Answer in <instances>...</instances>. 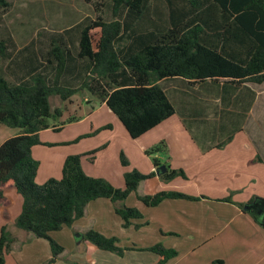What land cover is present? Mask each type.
<instances>
[{
  "label": "trees",
  "instance_id": "1",
  "mask_svg": "<svg viewBox=\"0 0 264 264\" xmlns=\"http://www.w3.org/2000/svg\"><path fill=\"white\" fill-rule=\"evenodd\" d=\"M156 1L106 0L114 20L86 18L76 25L79 27L76 30L79 31L78 56L90 61L89 74L78 88L60 84L67 50L57 41L50 52L55 58L57 73L51 82L46 75L38 74L30 82L13 85L0 73V125L20 131L0 145V205L5 199L4 191L14 187L23 201L15 226L35 238L49 241L52 257L47 264H56L65 253V248L52 240L50 233L72 227L85 217L92 201L109 199L124 228L133 220L142 219L140 210L126 206L125 201L142 181L157 174L145 175L136 170L126 173L124 188L119 189L104 178L88 175L83 169V155H70L63 164L61 179L50 178L38 185L40 162L33 158L32 150L42 144V131L61 130L59 125L51 127L49 123L52 118L63 116L61 108L53 112L52 96L70 102L79 91H87L105 103L131 139H138L175 114L173 104L159 84L161 80L184 77L216 81L222 78L238 83H264V0H168L170 12L165 22H161L163 31L134 39L128 50L129 38L137 35L135 28L141 20L149 19L158 25L150 16ZM9 7L8 0H0L1 12ZM178 12L185 13L184 20L176 18ZM1 23L0 17V26ZM204 33L206 45L203 44ZM227 42L240 43L245 49L230 50ZM9 46L10 39L0 40V57L10 58ZM76 121L77 118H72L70 123ZM106 129L111 126L101 128ZM89 136L91 134L81 136L76 142ZM161 147L164 145L153 148L147 155L162 152ZM121 162L123 166L128 165L123 153ZM152 162L163 181L187 179L182 170L162 167L158 158L153 157ZM138 199L147 207H156L167 199L199 200L176 191H159L154 195L138 196ZM261 224L264 226V219ZM79 235L97 249L121 257L131 250L118 246L116 237H107L92 228ZM15 242L7 226L2 227L0 264H6L5 256L12 251ZM140 251L158 255L157 264H167L178 255L176 250L162 244ZM213 264L224 262L217 260Z\"/></svg>",
  "mask_w": 264,
  "mask_h": 264
},
{
  "label": "crops",
  "instance_id": "2",
  "mask_svg": "<svg viewBox=\"0 0 264 264\" xmlns=\"http://www.w3.org/2000/svg\"><path fill=\"white\" fill-rule=\"evenodd\" d=\"M169 12L168 0L154 2L150 9V16L158 22V25L155 22L151 23L149 19L141 20L135 28L137 35L129 38L128 50L134 39H142L153 32H162L164 25H161V22H165ZM184 16V12H178L176 18L181 21L184 20ZM72 31L71 26H64L58 32L48 33L50 37L46 40H39L35 37L36 32H31V36L28 37L30 32L16 33L12 29L0 26V40L10 39L8 51L11 53L10 58L0 57V73L13 85L30 82L38 74L46 75L47 80L51 82L57 73L55 58L50 52H52L53 43L57 41L63 43L67 50L64 71L59 78L60 84L78 88L89 74L90 61L78 56L79 31ZM129 32L132 33L130 30ZM54 34L60 36L56 38ZM21 35L25 37L22 38ZM203 35H205L203 44L206 45V33ZM37 44L43 47H35ZM220 46L222 47V44ZM226 46L233 51L245 49L240 43L227 42ZM159 84L173 104L175 114L152 131L134 140L138 141L140 151L144 155L152 146L163 142L165 144L163 153L168 156L162 157V154L158 153L154 157L158 158L162 167L170 166L172 169L182 170L187 179L177 178L170 182L163 181L160 173L153 166V157L148 155L147 161L151 163L149 174L152 172L157 174L142 181L137 191L127 198L125 205L137 208L142 214L143 210L151 211L150 222L143 221V214L142 219L133 220L128 228H124L122 219L115 213L114 204L109 199L92 201L87 206L85 217L76 221L72 227H64L57 231L59 234L52 237L65 248V253L56 264H72L71 262L78 264H157L160 260L158 255L140 251L153 246L151 244L139 245L147 237H150L154 244L164 245V243L171 242V245L166 248H174L178 255L167 264H179L181 258L188 260L200 248L226 232L232 222H238L230 232H234L233 238H236L234 246L230 249L237 260L234 264H264V226L261 224L264 213L259 214L258 210L245 209V205H249L252 201L246 197V193H242L236 201L230 199L227 189H231L232 186L227 187L220 183V180L227 176H231L234 180H241L243 175L252 180H264V172H262L264 170L259 171L264 168V83H238L222 78L216 81L212 79L198 81L184 77H171L159 81ZM87 94L90 93L87 92ZM102 105L106 106L105 103ZM109 113H112L110 109ZM119 123L112 116L107 125H99V128L110 125L111 128L117 126L121 129ZM58 128L62 130L64 124ZM91 129L94 127L92 126ZM236 132L246 133L249 138L243 141L223 139L226 135ZM19 133L20 131L1 140L0 145ZM79 134L81 135H78V138L87 133ZM126 135L128 133L122 134L123 137ZM81 152L76 151L70 154H85ZM249 153L252 155L249 156ZM91 159V156L83 155L82 165L84 171L93 176L90 173L92 172L90 166L93 165L89 162ZM60 172L62 173V170ZM122 179L124 184V177ZM213 180L215 181L212 182ZM193 181H195V190H186L193 188L187 187V183ZM120 182L119 188L122 187V180ZM176 189L180 190L177 192L198 197L199 200L167 199L151 208L138 199V196L154 195L159 191H175ZM17 195L19 194L14 187H8L4 191L3 205H0V236L2 227L11 226V229L7 228L8 233L16 240L12 251L5 256L6 264H47L52 257L51 248L47 249L42 257L37 252L36 255L32 254L33 249L39 245L37 243L45 239L35 238L31 233L15 226V220L20 215L23 205L21 196L19 195L20 198H18ZM135 195L136 203L130 205L129 199ZM182 201L188 204L185 206ZM175 214L187 218L177 221L174 220ZM154 226H157L160 234H155ZM148 227L151 228V233ZM91 228L107 237H119L118 244L120 243L122 248L131 250L126 251L121 257L97 249L79 235ZM120 236L125 239V245H122L124 241L120 239ZM184 240L189 245L182 250L180 245L186 243ZM216 258L221 259L224 264H230L222 257Z\"/></svg>",
  "mask_w": 264,
  "mask_h": 264
},
{
  "label": "rangeland",
  "instance_id": "3",
  "mask_svg": "<svg viewBox=\"0 0 264 264\" xmlns=\"http://www.w3.org/2000/svg\"><path fill=\"white\" fill-rule=\"evenodd\" d=\"M8 1L10 7L4 12L0 11V17L2 19L1 26L12 29L16 33L30 32L28 37L31 36V32H36L35 37L39 40H46V38L50 37L48 33L58 32L64 26H71L73 31H76L79 29V27L76 26V23L85 20L86 18L92 20L101 18L107 22L115 19L112 11L107 8L106 0ZM54 36H57V34H54ZM21 37L23 38L25 35H21ZM21 44L23 43L21 42ZM35 47L41 48L43 45L41 46V44H37ZM260 87L263 88V86ZM50 103L53 112L56 108H61L63 110V116L61 118H52L49 121L51 127L64 124V128L60 131H55L53 128L42 131L40 133L42 144L36 146L32 150L33 158L40 162L38 177L36 179L38 185H43L50 178H55L57 180L61 179L62 174L60 171L62 170L65 159L72 155L70 153L76 151H82L81 153H85L82 155H89L92 157V160L89 161L93 164L90 166V170L92 171L90 173L93 175L92 177L104 178L116 188H119L118 186L122 180V187L119 189L124 187L122 178L126 173L136 170L145 175L149 174V164L151 163H148L147 161L148 155H144L143 152L140 151L141 148L138 141L131 139L129 135H126L125 137L122 136V134H127L124 126L121 125V122L115 115L109 113V109L106 106H103L98 98L87 94V92L79 91L73 96L72 101L70 102H62L59 97L52 96L50 98ZM112 116L120 122L119 126L121 127L119 128L121 129H118V127L115 126L111 129L101 130L99 125H107ZM72 118H77L78 122L76 124L70 123ZM92 126L94 129H91ZM18 131V129H11L0 125V141L11 135H15ZM79 133H87L86 135L91 134V136L80 139L76 142L78 135H81ZM247 138H249V136L246 133L236 132L234 134L226 135L223 139H225V141H230L232 139L243 141L247 140ZM162 144L165 146L163 142H159L155 146H152L151 149L149 148V151L155 147L163 146ZM161 148L162 152L158 153H161L162 157H167L168 154L163 153L165 151L164 147ZM87 150L89 152H84ZM139 152L141 153L140 155ZM121 153L124 154L128 161L127 166L122 165ZM158 153H154L151 157L158 155ZM248 155L250 156L252 153H249ZM261 170H264V168L259 171ZM254 180L250 177L247 178L246 175H243L241 180H234L231 176H227L220 180V183L223 186H232L231 189H227V195L230 196H228L230 199L236 201L242 193H246V197L252 201L249 205H245V208H247V210H258V212L264 213V180ZM214 181L215 180L212 182ZM194 183L195 181L188 182L187 187L193 188H188L186 190H195L196 187ZM175 191L177 192L180 190L176 189ZM17 197L20 198L19 195H17ZM129 201L130 205H134L136 203V195L132 199L130 198ZM182 202H184L183 205L185 206L188 204L186 201ZM143 214V221L150 222L149 220L152 218L151 211L143 210ZM250 215L252 216V214ZM186 218L187 217H184L183 215L175 214L174 216V220L177 221ZM237 223L238 222H232L230 228L226 230V232L216 237L210 243H207L206 246L200 248L192 255V257L188 258V260H183L181 258L179 264H213L215 261L221 260L216 257H222V259L230 264H234L235 261L237 262L233 253L230 252V249L234 246L236 240V238H233L234 232H230L235 228ZM150 225L153 226L152 224ZM7 228L11 229V226H8ZM148 228L150 230L149 233H151V228ZM154 228L156 229L155 234H160V230L157 226H154ZM55 234H59V232L50 233L52 240H54L52 238L53 236H57ZM228 236L230 238H228ZM118 238L119 237H117V239ZM120 239L124 241L122 242V245H125V239L123 236H120ZM152 241L153 240L150 239V237H147L144 239V242L138 243L141 246L150 244L153 246L156 245ZM37 244H39L38 247H36L37 250L34 248L32 254L36 255L37 252V254L42 257L46 250L50 248L49 241L42 240ZM168 245H171V242L167 244L164 243L163 246L166 248ZM187 245H189L187 241L186 243H182L180 249H186ZM31 246L35 247V245ZM118 246L121 247L120 243ZM167 249H171V247Z\"/></svg>",
  "mask_w": 264,
  "mask_h": 264
},
{
  "label": "water",
  "instance_id": "4",
  "mask_svg": "<svg viewBox=\"0 0 264 264\" xmlns=\"http://www.w3.org/2000/svg\"><path fill=\"white\" fill-rule=\"evenodd\" d=\"M245 209H247V208H245ZM262 212H259V214H261Z\"/></svg>",
  "mask_w": 264,
  "mask_h": 264
}]
</instances>
